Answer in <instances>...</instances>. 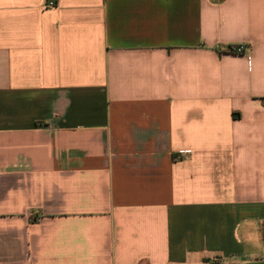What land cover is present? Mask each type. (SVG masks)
<instances>
[{
  "label": "crops",
  "instance_id": "1",
  "mask_svg": "<svg viewBox=\"0 0 264 264\" xmlns=\"http://www.w3.org/2000/svg\"><path fill=\"white\" fill-rule=\"evenodd\" d=\"M47 1L0 0V264H264V0Z\"/></svg>",
  "mask_w": 264,
  "mask_h": 264
},
{
  "label": "built area",
  "instance_id": "2",
  "mask_svg": "<svg viewBox=\"0 0 264 264\" xmlns=\"http://www.w3.org/2000/svg\"><path fill=\"white\" fill-rule=\"evenodd\" d=\"M56 7V4L54 1L52 0H48L47 3L44 5L45 9H54ZM245 50L244 45H237V46H233L231 47V49H229V51L235 53V54H242ZM211 264H220L218 261H213L211 262Z\"/></svg>",
  "mask_w": 264,
  "mask_h": 264
},
{
  "label": "trees",
  "instance_id": "3",
  "mask_svg": "<svg viewBox=\"0 0 264 264\" xmlns=\"http://www.w3.org/2000/svg\"><path fill=\"white\" fill-rule=\"evenodd\" d=\"M231 49V48H230ZM232 52V51H231ZM233 53V52H232Z\"/></svg>",
  "mask_w": 264,
  "mask_h": 264
}]
</instances>
